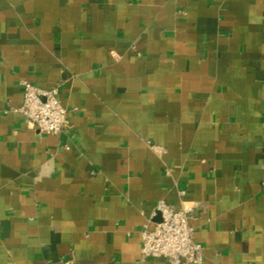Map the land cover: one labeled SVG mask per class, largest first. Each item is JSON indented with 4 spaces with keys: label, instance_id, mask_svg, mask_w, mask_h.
Segmentation results:
<instances>
[{
    "label": "crops",
    "instance_id": "0c3cea01",
    "mask_svg": "<svg viewBox=\"0 0 264 264\" xmlns=\"http://www.w3.org/2000/svg\"><path fill=\"white\" fill-rule=\"evenodd\" d=\"M263 182L264 0H0V264H170L140 257L159 199L206 264H264Z\"/></svg>",
    "mask_w": 264,
    "mask_h": 264
},
{
    "label": "built area",
    "instance_id": "2783aa9c",
    "mask_svg": "<svg viewBox=\"0 0 264 264\" xmlns=\"http://www.w3.org/2000/svg\"><path fill=\"white\" fill-rule=\"evenodd\" d=\"M19 84L22 102L12 110L21 113L28 125L41 133L53 134L66 127L67 109L58 97L57 87L43 88L27 80H21ZM152 148L159 155L164 152L162 147L154 145ZM165 172L169 173L167 167ZM179 194L183 195L184 190H179ZM193 212V204L187 201H181L180 207L175 209L159 199L152 214L158 219L152 227L146 222L139 230L141 259L165 257L170 264H180L182 261L206 264L203 246L193 238L190 223ZM63 264L74 263L71 258H65Z\"/></svg>",
    "mask_w": 264,
    "mask_h": 264
}]
</instances>
